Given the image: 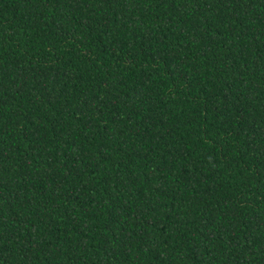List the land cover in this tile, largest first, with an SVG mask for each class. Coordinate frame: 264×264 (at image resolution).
I'll return each mask as SVG.
<instances>
[{
    "label": "trees",
    "instance_id": "16d2710c",
    "mask_svg": "<svg viewBox=\"0 0 264 264\" xmlns=\"http://www.w3.org/2000/svg\"><path fill=\"white\" fill-rule=\"evenodd\" d=\"M0 264H264V0H0Z\"/></svg>",
    "mask_w": 264,
    "mask_h": 264
}]
</instances>
